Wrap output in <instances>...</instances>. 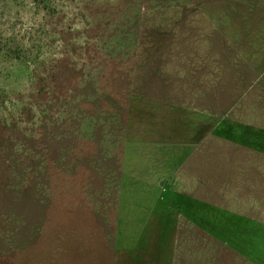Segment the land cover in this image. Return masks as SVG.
<instances>
[{"label": "rangeland", "instance_id": "1", "mask_svg": "<svg viewBox=\"0 0 264 264\" xmlns=\"http://www.w3.org/2000/svg\"><path fill=\"white\" fill-rule=\"evenodd\" d=\"M263 4L0 0V264H110L120 180L147 216L201 177L165 255L264 264Z\"/></svg>", "mask_w": 264, "mask_h": 264}, {"label": "crops", "instance_id": "2", "mask_svg": "<svg viewBox=\"0 0 264 264\" xmlns=\"http://www.w3.org/2000/svg\"><path fill=\"white\" fill-rule=\"evenodd\" d=\"M258 21L259 19L256 20V22ZM241 39L246 40L247 38L241 37ZM253 60L254 59L248 61V66H250L252 71L258 67H256ZM206 135L207 133H205V136ZM252 147L264 148V144H255L252 145ZM122 180H120L118 190L117 209L119 211H116L113 234V256L110 264H186L185 257H183V260L177 262V256H174L175 244L177 241L176 236H174L170 242V254L165 255L166 249L161 248L162 219L166 217L175 218L176 215L184 216L185 212L188 213L191 211L190 206L194 204L195 208L198 207L199 209L200 231L205 233L208 232V204L207 199L202 194V190L204 189L202 177L200 178L199 186H196L198 195H182L176 192V179H174L173 185L170 188L165 187L166 190L162 188L164 187V182L161 181L160 178L153 179L151 182L146 179L148 182L144 181L143 186L150 184L152 190L156 191L155 198L152 197L150 210H148L147 216H143L144 204H141L142 215L138 214L137 211L134 212V209H136L134 207L136 206L134 205V201L145 199L144 194L142 197L129 194L127 192L128 190H126L127 188L123 186L124 183ZM140 180L142 181V179ZM163 195L164 199L162 200ZM170 200L175 202L171 204V202H169ZM161 201L164 203H161ZM122 204L124 205L123 209L126 210L127 217L122 213ZM186 204L189 206L185 207ZM135 216H138V219L137 217L134 218ZM222 240L224 244L228 241L226 239ZM238 246L239 245L236 243V245H232L231 248H235V250H232L239 256V252L236 250ZM200 261L201 264H207L206 258H204L203 261L201 258Z\"/></svg>", "mask_w": 264, "mask_h": 264}]
</instances>
